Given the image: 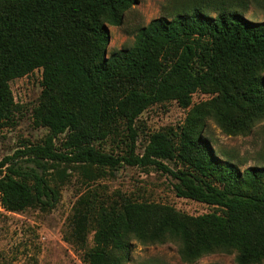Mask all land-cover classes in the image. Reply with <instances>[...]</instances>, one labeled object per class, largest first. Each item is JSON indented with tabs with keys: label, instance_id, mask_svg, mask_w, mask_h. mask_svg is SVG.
<instances>
[{
	"label": "trees",
	"instance_id": "1",
	"mask_svg": "<svg viewBox=\"0 0 264 264\" xmlns=\"http://www.w3.org/2000/svg\"><path fill=\"white\" fill-rule=\"evenodd\" d=\"M138 1L0 0V128L14 121L9 83L37 69L43 91L34 124L48 131L41 144L0 160L1 205L14 213L52 211L70 178L63 164L81 167L88 180L93 168L153 169L175 181L177 197L213 213L191 217L168 205L130 199L108 205L86 195L68 239L85 247L93 235L85 264H128L133 241L176 242L188 264L216 252H235L237 264H264V167L241 171L204 137L209 121L227 136H249L264 120V22L245 15L250 0H237L234 10L223 2L215 15L195 4L153 20L132 48L108 57L109 27H120ZM198 92L212 97L192 105ZM169 101L190 108L178 143L157 132L136 154L135 124ZM119 119L131 142L124 156L95 145ZM61 137L64 149L57 145ZM21 157L32 158L40 172L18 168Z\"/></svg>",
	"mask_w": 264,
	"mask_h": 264
},
{
	"label": "rangeland",
	"instance_id": "2",
	"mask_svg": "<svg viewBox=\"0 0 264 264\" xmlns=\"http://www.w3.org/2000/svg\"><path fill=\"white\" fill-rule=\"evenodd\" d=\"M195 4H201L212 15H215L213 10L221 4L232 10L239 7L237 0H139L135 7L125 13L120 27H109L107 56L132 48L140 29L153 20L163 17L171 19ZM242 8L249 19L264 22V2L250 0ZM9 84L16 108L14 121L0 128V160L25 151L27 146L41 144L48 135L47 129L34 124V114L42 100V71L36 69ZM211 97L198 92L193 95L192 105ZM189 109L180 107L176 101H169L145 111L135 124L139 135L136 154L143 153L150 135L157 132L170 133L178 143L180 129L186 122ZM206 126L204 137L219 158L233 163L241 171L250 167H264V120L254 127L249 136H227L213 121ZM63 140L61 137L57 141L62 149ZM130 144L125 123L119 119L108 139L95 145L104 152L124 156ZM16 162L22 171L40 172L32 158L21 157ZM173 165L170 164L171 167ZM61 167L68 170L70 178L61 184V199L52 211L37 208L14 213L0 204V264H85L84 255L93 247V235H89L85 247L73 244L68 239L72 232L75 207L81 198L89 194H97L108 205L124 199L168 205L191 217L212 214L214 211L212 207L192 199L177 197L173 187L175 181L153 169L124 166L117 172H110L108 169L98 171L93 168L94 177L88 180L81 167L65 164ZM179 250L180 244L176 242L159 245L133 241L128 264H188L182 260ZM236 257L235 252H216L202 256L195 264H237Z\"/></svg>",
	"mask_w": 264,
	"mask_h": 264
},
{
	"label": "built area",
	"instance_id": "3",
	"mask_svg": "<svg viewBox=\"0 0 264 264\" xmlns=\"http://www.w3.org/2000/svg\"><path fill=\"white\" fill-rule=\"evenodd\" d=\"M0 204H1V202H0Z\"/></svg>",
	"mask_w": 264,
	"mask_h": 264
}]
</instances>
